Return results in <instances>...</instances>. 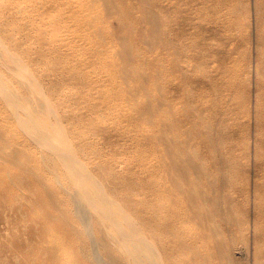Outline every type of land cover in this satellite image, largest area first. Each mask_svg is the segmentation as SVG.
<instances>
[{
	"label": "rangeland",
	"instance_id": "rangeland-1",
	"mask_svg": "<svg viewBox=\"0 0 264 264\" xmlns=\"http://www.w3.org/2000/svg\"><path fill=\"white\" fill-rule=\"evenodd\" d=\"M174 1L0 0V32L9 37L5 43L21 45L15 52L30 70L37 72L35 77L41 83L40 90L50 100L56 120L80 136L95 138L96 146L106 156L112 158L109 155L112 151L121 153L122 166L125 164L130 168L134 156L140 159V156L148 155L144 150L153 143V140H142L146 136L140 135L137 140L144 144L134 145L130 138L122 136L133 127L150 135L156 127L151 116L171 110L167 108L171 101L178 110L170 111L173 116L168 117L175 127L166 125L165 129L191 142L197 163L210 172L220 169L217 162L221 155H230L231 161L234 160L231 162L232 173L228 174L232 181H229L228 192L235 206L237 235L232 243L224 246L225 259L221 261L219 253L213 250V256L207 258L208 263L264 264V0H177V4ZM215 6L218 9H212ZM203 13L208 19L220 15L219 25L214 30L206 22L200 25V30L195 29ZM153 15L160 22H154L161 33H158L160 40L157 42L143 32L152 27ZM172 22H176L177 27ZM171 27L175 28L174 32L177 29L186 31L185 38L176 37ZM169 41L184 46L172 50V46L166 47L171 45ZM194 41L197 46L187 45ZM196 54L207 60L204 66L197 63ZM207 67L213 74L219 70L220 79L213 87L199 79L207 74ZM1 69L8 75L6 69ZM66 69L70 70L68 75L59 71L66 72ZM200 93L205 95V107L213 115L198 117L199 105L194 95ZM87 94L89 99L95 98L96 104L85 102L88 101ZM156 94L158 99L162 96L161 104L156 101ZM99 95L101 97H97ZM101 99H105L106 104H99L97 100ZM134 111H139L136 117L131 114ZM80 114L85 117L79 118ZM10 115L12 111L0 97V135H4L6 141L1 143L4 152L11 151L8 145L11 139L24 135L13 118L12 130L6 126L7 120L3 117ZM191 121L197 122V129L193 130ZM199 124L207 125V129ZM206 136L210 137L208 145ZM102 140L105 141L104 148ZM230 142L233 143L232 150L227 146ZM38 152L36 149V157H39ZM10 153L4 157L0 155V231H8L1 220L9 218L11 224L8 227L12 233L36 226L40 218L50 225L49 195L36 191L31 185L34 175L22 170V165L7 161ZM9 176L13 177L12 181L6 180ZM49 181L56 185L50 177ZM120 183L125 188L122 180ZM26 248L30 252L36 250L32 244ZM205 250L211 252L212 249L205 247ZM217 257L220 262L216 261ZM174 259L167 262L163 258V262L188 264L190 261L188 256L180 254H174ZM0 261L2 264L10 262L5 257H0ZM79 264L93 263L84 259Z\"/></svg>",
	"mask_w": 264,
	"mask_h": 264
},
{
	"label": "bare ground",
	"instance_id": "bare-ground-1",
	"mask_svg": "<svg viewBox=\"0 0 264 264\" xmlns=\"http://www.w3.org/2000/svg\"><path fill=\"white\" fill-rule=\"evenodd\" d=\"M174 4H177V0ZM215 12L217 13V10ZM218 16L216 15L215 19L213 17L208 19L203 13L199 16V25L195 29L198 30L200 25L206 22L210 23L214 30V27L219 25ZM155 18L156 16L152 18L154 20L151 21L152 27L143 32L150 40L152 38L157 42L161 33L157 30L158 26L155 27L154 22L158 20ZM174 27H171L172 31ZM213 30L212 32L215 33ZM173 34L184 39L187 33L177 29ZM5 39L8 40L9 37L0 32V97L12 111V115L3 118H6V126L10 130L13 126L12 118L14 122L17 120L18 128L24 135L23 138L11 139L8 143L11 153L4 152L1 143L6 141L4 135H0V155L4 157L10 153L7 161L22 165V170L34 175L31 185L36 187V191L49 195L48 220L51 224L49 225L46 219L40 218L37 219L36 226L12 233L8 227L11 224L10 218L1 220L7 225L8 231H0V257L9 260V264H79L84 259L93 264H127L126 262L164 264L163 258L171 262L174 254H180L188 256L189 263L210 264L207 258L212 257V251L215 250L219 253L221 261L226 258L223 255L224 246L232 243L237 235L235 206L230 201L231 195L228 192L231 181L228 174L232 173L231 162L234 161H231L230 155L220 156L217 162L219 170L211 169L208 172L209 169L197 163L198 158L194 154L195 150L192 151L191 142H187L173 130L170 132L165 129L166 125L175 127L168 117L173 116L169 114L170 111L177 109L176 106L173 107L171 101H168L167 108L171 110L151 116V122L156 127L150 135L143 134L142 130L133 127L122 136L130 138L131 144L141 146L144 143H139L140 140L138 141L137 138L146 136L142 140H153V143L144 150L148 155L140 156V159L134 156L130 168L125 164L122 166L121 153L112 151L109 153L112 158L106 156L102 149L96 146L98 141L95 138L80 136L75 131L72 132L73 129L65 127L61 121L56 120L50 100L40 90L41 83L35 77L37 72L30 70L24 59L15 52L21 45L13 42L5 43ZM168 43L171 45L167 44L166 47L172 46L174 48L172 50L178 49L180 45L184 46L174 41ZM187 45L197 46L195 41ZM196 55L197 63H202L204 66L207 60L204 56ZM186 65L191 66L188 63ZM217 65L219 66V63ZM1 67L8 71L9 76L1 71ZM206 70L207 74H203L199 79L207 82L209 87H213L220 79L219 70H215V74L211 68L207 67ZM59 71L63 75L66 73L68 75L70 70ZM204 96L202 93L194 95L195 102L199 105L196 111L199 113L198 117L202 114L213 115V112L205 107ZM89 97L88 101L84 100L86 103L95 102V98L89 99ZM161 98V95L159 99L157 94L155 95L158 103L162 101ZM101 100H97L99 104L105 101V99ZM137 113L139 111L131 114L136 117ZM84 117L85 115L80 114L79 118ZM197 125L196 121H191L193 130L198 128ZM199 126L203 125L199 124ZM202 128L207 129V125ZM6 137L9 135L7 134ZM206 138L208 141L205 142L208 145L210 137L206 136ZM28 141L39 150V157L35 156L36 149ZM102 143L104 148L105 141L102 140ZM232 144L230 142L227 145L230 150ZM89 164H93V167H89ZM49 177L56 182V185L49 181ZM6 180L12 181L13 177L9 176ZM20 184L23 185L21 182ZM38 184L43 189H40ZM223 191L224 194L221 195ZM29 244L36 247V250L30 252L26 248ZM205 247L211 248V252H207ZM216 261L220 262L218 257ZM2 263L3 261H0V264Z\"/></svg>",
	"mask_w": 264,
	"mask_h": 264
}]
</instances>
